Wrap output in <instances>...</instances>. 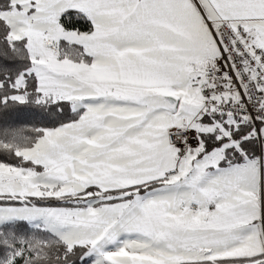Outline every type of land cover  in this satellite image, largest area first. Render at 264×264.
<instances>
[{"label": "snow or ice", "instance_id": "1", "mask_svg": "<svg viewBox=\"0 0 264 264\" xmlns=\"http://www.w3.org/2000/svg\"><path fill=\"white\" fill-rule=\"evenodd\" d=\"M0 264H264V0H0Z\"/></svg>", "mask_w": 264, "mask_h": 264}]
</instances>
